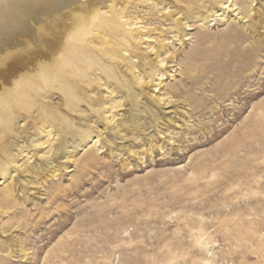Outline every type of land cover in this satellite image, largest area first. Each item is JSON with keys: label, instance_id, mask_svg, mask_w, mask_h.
<instances>
[{"label": "rangeland", "instance_id": "374dc122", "mask_svg": "<svg viewBox=\"0 0 264 264\" xmlns=\"http://www.w3.org/2000/svg\"><path fill=\"white\" fill-rule=\"evenodd\" d=\"M187 4L182 17L126 4L148 85L136 102L122 83L123 120L145 133L109 145L112 131L82 130L64 161L54 132L33 123L26 150L2 161L0 264H264V0L249 19L217 0ZM91 78L115 114L119 94Z\"/></svg>", "mask_w": 264, "mask_h": 264}, {"label": "bare ground", "instance_id": "6f19581e", "mask_svg": "<svg viewBox=\"0 0 264 264\" xmlns=\"http://www.w3.org/2000/svg\"><path fill=\"white\" fill-rule=\"evenodd\" d=\"M136 1L162 6L164 16L171 17L174 10L182 17L192 0ZM196 1L200 6L207 2ZM245 1L237 5L234 0H217L222 9L237 10L239 17L249 19L255 13L253 0ZM105 3L106 0H0V178L7 172L2 161L26 150L23 134L30 132L33 123L48 127L50 134L54 132L56 146L51 145L55 146L52 152L56 151V157L64 161H69L73 149L84 142L86 133L82 130L97 131L100 137L112 131L103 137V144L111 145L115 138L123 139L125 132L131 131L138 138L148 129L146 124H137L136 118L131 124L123 120L129 98L122 83L132 82L136 102L141 101L143 86L148 85L143 58L135 55L131 28L126 27L133 25L136 30L137 22L124 18L128 0L119 5ZM190 12L199 15L196 9ZM180 17L176 18L177 29L185 35ZM137 33L140 37L143 34L139 30ZM158 46L165 47L160 41ZM149 52L163 63L158 49L152 47ZM92 75L109 83L111 94H119L113 106L115 114L106 115L109 109ZM80 112L84 115H78ZM115 116L119 118L113 121ZM24 120L25 125H20ZM101 123L104 126L100 127ZM31 143L35 145L33 138ZM12 190L14 187L9 190L11 196Z\"/></svg>", "mask_w": 264, "mask_h": 264}]
</instances>
